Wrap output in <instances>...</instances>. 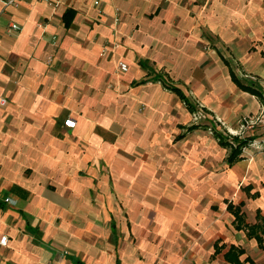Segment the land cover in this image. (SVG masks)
<instances>
[{"label":"crops","instance_id":"obj_1","mask_svg":"<svg viewBox=\"0 0 264 264\" xmlns=\"http://www.w3.org/2000/svg\"><path fill=\"white\" fill-rule=\"evenodd\" d=\"M54 1L0 0V264H264V153L212 133H263L264 0Z\"/></svg>","mask_w":264,"mask_h":264},{"label":"trees","instance_id":"obj_2","mask_svg":"<svg viewBox=\"0 0 264 264\" xmlns=\"http://www.w3.org/2000/svg\"><path fill=\"white\" fill-rule=\"evenodd\" d=\"M164 85L168 89L174 90L167 83H164ZM240 87L245 91H249L251 93H254V91L248 87H245L242 85H240ZM257 95H259V93ZM185 104L187 105V107L189 109H191V106L186 101H185ZM212 133H213L214 137L218 140L220 145L228 148V150H229V154L227 157L228 164H233L234 162H236L240 157L242 148L247 146L250 143V141L253 140V138H248V139L229 138V137L224 136L221 133H218V132L213 131V130H212ZM227 211L234 216L237 229L246 230L247 235L250 238H255L258 241L259 245L261 246L260 235L264 233V217H262L258 214V216H257L258 222L255 225L250 226V225L244 224L242 215L240 214L239 206H234L232 203H228ZM242 254H244L243 250L231 248L226 254L227 261L230 262L231 264H241L238 259ZM247 261L249 262L248 258H246L244 262H247ZM250 263H252V262H250Z\"/></svg>","mask_w":264,"mask_h":264},{"label":"built area","instance_id":"obj_3","mask_svg":"<svg viewBox=\"0 0 264 264\" xmlns=\"http://www.w3.org/2000/svg\"><path fill=\"white\" fill-rule=\"evenodd\" d=\"M45 2H48L49 0H43ZM1 2L5 5V6H13V7H17L19 5V0H1ZM20 27L16 24H10L8 26V31H13V32H18L20 31ZM118 69L119 71L121 72H126L127 70V67L124 63H120L118 65ZM0 105L1 106H4L5 105V100H1L0 102ZM75 125V123L72 121V120H67L64 122V126L66 128H73ZM262 128H263V133H262V137L260 140H258L257 138L253 139L250 141V143L247 145V148H244L243 151H245V149H248V147L250 148H254V149H259L261 147V151L264 152V122H263V125H262ZM5 202L6 203H14L12 202L10 199L6 198L5 199ZM7 243V237L5 236H0V246H5Z\"/></svg>","mask_w":264,"mask_h":264},{"label":"rangeland","instance_id":"obj_4","mask_svg":"<svg viewBox=\"0 0 264 264\" xmlns=\"http://www.w3.org/2000/svg\"><path fill=\"white\" fill-rule=\"evenodd\" d=\"M41 1H43V0H41ZM45 2V1H44ZM48 3H51V4H53V5H56V2L54 1V0H49L48 1ZM98 4V1H94V5H97ZM115 12H116V18H115V24H117L118 23V21H119V18H118V10L116 9L115 10ZM102 54H104V52H102ZM119 65V64H118ZM119 70V69H118ZM261 137H262V135L260 136V135H257V136H255V138H257L258 140H260L261 139ZM244 152V154L246 155V156H248L249 158H252L254 155H256V154H258V153H264L263 151H261V147L259 148V149H254V148H250V147H248V149H247V151L245 150V151H243ZM6 237V236H5ZM118 238H121L122 239V232L119 230V232H118Z\"/></svg>","mask_w":264,"mask_h":264}]
</instances>
